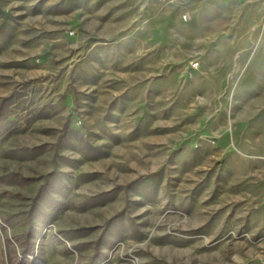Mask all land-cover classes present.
<instances>
[{
	"label": "rangeland",
	"instance_id": "rangeland-1",
	"mask_svg": "<svg viewBox=\"0 0 264 264\" xmlns=\"http://www.w3.org/2000/svg\"><path fill=\"white\" fill-rule=\"evenodd\" d=\"M263 9L0 0V264H264Z\"/></svg>",
	"mask_w": 264,
	"mask_h": 264
},
{
	"label": "trees",
	"instance_id": "trees-1",
	"mask_svg": "<svg viewBox=\"0 0 264 264\" xmlns=\"http://www.w3.org/2000/svg\"><path fill=\"white\" fill-rule=\"evenodd\" d=\"M24 248H22L23 249V253L31 252V248H28V247H24ZM17 259L18 260H16V262L14 264H24V262H26V260H28L26 257H20V258H17Z\"/></svg>",
	"mask_w": 264,
	"mask_h": 264
},
{
	"label": "built area",
	"instance_id": "built-area-1",
	"mask_svg": "<svg viewBox=\"0 0 264 264\" xmlns=\"http://www.w3.org/2000/svg\"><path fill=\"white\" fill-rule=\"evenodd\" d=\"M259 26H260V29L262 31H264V9H263V13L261 15V18H260V21H259ZM197 63L193 64V65H196Z\"/></svg>",
	"mask_w": 264,
	"mask_h": 264
},
{
	"label": "crops",
	"instance_id": "crops-1",
	"mask_svg": "<svg viewBox=\"0 0 264 264\" xmlns=\"http://www.w3.org/2000/svg\"><path fill=\"white\" fill-rule=\"evenodd\" d=\"M262 13H263V11H262ZM262 15V14H261Z\"/></svg>",
	"mask_w": 264,
	"mask_h": 264
}]
</instances>
